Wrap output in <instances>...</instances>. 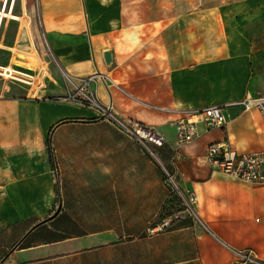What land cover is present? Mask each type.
<instances>
[{"label":"crops","instance_id":"crops-1","mask_svg":"<svg viewBox=\"0 0 264 264\" xmlns=\"http://www.w3.org/2000/svg\"><path fill=\"white\" fill-rule=\"evenodd\" d=\"M36 3L58 68L74 78L107 76L92 85L101 103L166 142L144 149L114 121L59 100L65 88L57 99L1 88L0 264H264V187L205 161L214 143L264 151L263 117L240 105L264 97V66L248 32L259 17L249 2ZM211 106L223 108L226 125L200 124L174 168L175 122ZM164 169L196 194L197 221L173 204ZM164 221L171 226L147 234Z\"/></svg>","mask_w":264,"mask_h":264},{"label":"built area","instance_id":"built-area-1","mask_svg":"<svg viewBox=\"0 0 264 264\" xmlns=\"http://www.w3.org/2000/svg\"><path fill=\"white\" fill-rule=\"evenodd\" d=\"M62 74L66 87L64 96L59 98V100L91 109L97 114L98 119L114 121L123 131L134 136L146 150H149V144H153L156 147L164 146L165 137L156 129L133 120L123 121L114 114L112 105L101 103L92 85L97 79H104L107 76L95 74L84 78H74L63 71ZM23 82L28 83L29 81L24 80ZM240 105L245 110L257 109L264 119V97H247ZM226 123V115L223 112V108L219 106L191 111L187 117L177 120L175 122L176 147L173 149L172 157L174 168L182 158L181 148L199 137L200 124L205 125L207 129H217L224 127ZM205 161L212 169L220 171L229 177L254 186L264 187V151L239 154L225 143H214L208 147ZM164 182L170 187L172 195L174 194L180 199L185 207V212L190 217L197 218L195 211L197 204L196 194L191 190L182 191L178 186L176 173L167 169H164ZM170 226L168 222L164 221L157 227H149L146 232L151 236ZM239 256L243 261L255 262L250 256L244 254Z\"/></svg>","mask_w":264,"mask_h":264},{"label":"rangeland","instance_id":"rangeland-1","mask_svg":"<svg viewBox=\"0 0 264 264\" xmlns=\"http://www.w3.org/2000/svg\"><path fill=\"white\" fill-rule=\"evenodd\" d=\"M242 1L249 2V9L259 17L251 23L248 32L255 50L254 56L264 66V0H183L187 9L222 4L236 5ZM0 10L13 12V15L19 17V20L4 18L2 21L0 16V49L11 53V55L0 53V66L10 67L34 78L32 80L14 74L19 79L34 82V85L30 86L21 80L0 76V89L6 87L12 92L21 91L16 93L18 95L19 93L34 95L35 91L43 89L44 98H59L66 85L62 71L49 52L36 0H0ZM35 55L39 58L40 64L31 67L30 59ZM176 202L185 210L179 198H176ZM192 218L197 221L195 217Z\"/></svg>","mask_w":264,"mask_h":264},{"label":"bare ground","instance_id":"bare-ground-1","mask_svg":"<svg viewBox=\"0 0 264 264\" xmlns=\"http://www.w3.org/2000/svg\"><path fill=\"white\" fill-rule=\"evenodd\" d=\"M0 16L2 18H10V19H14V20H19V17L13 15V12H8L7 10H4V11H0ZM17 51V50H16ZM24 59L26 58L25 56H23ZM29 64V62H28ZM30 66L33 67V66H36L38 64H40V60L39 58L35 55L34 57H32V59H30ZM26 65V64H25ZM29 67V66H27ZM14 74L16 75H21V76H24V77H27V78H30V79H34L33 77L29 76V75H26L22 72H18V71H15L14 69L10 68V67H2L0 66V76H8L9 78H13V79H18V80H21V81H24L22 79H19L17 77L14 76ZM31 80V81H32ZM27 84H30L31 85H34V82H28Z\"/></svg>","mask_w":264,"mask_h":264},{"label":"trees","instance_id":"trees-1","mask_svg":"<svg viewBox=\"0 0 264 264\" xmlns=\"http://www.w3.org/2000/svg\"><path fill=\"white\" fill-rule=\"evenodd\" d=\"M173 196V204H178L177 202H176V196L175 195H172ZM180 211H182V209H180L179 210V212ZM170 215H172V213L171 212H168V211H166L163 215H162V219H164V218H168Z\"/></svg>","mask_w":264,"mask_h":264},{"label":"water","instance_id":"water-1","mask_svg":"<svg viewBox=\"0 0 264 264\" xmlns=\"http://www.w3.org/2000/svg\"><path fill=\"white\" fill-rule=\"evenodd\" d=\"M104 56L107 64H110L112 61V54L110 52H106Z\"/></svg>","mask_w":264,"mask_h":264}]
</instances>
